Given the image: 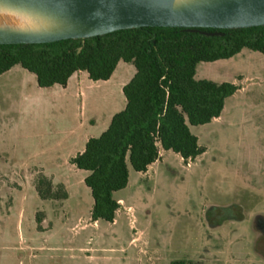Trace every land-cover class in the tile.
I'll return each instance as SVG.
<instances>
[{
    "label": "rangeland",
    "instance_id": "rangeland-1",
    "mask_svg": "<svg viewBox=\"0 0 264 264\" xmlns=\"http://www.w3.org/2000/svg\"><path fill=\"white\" fill-rule=\"evenodd\" d=\"M133 75L120 63L70 89L38 88L20 67L0 76V264H264V55L198 64L196 80L238 87L218 119L189 127L204 153L128 165L114 222L92 223L87 173L69 160L124 109L118 84ZM39 175L67 198L40 200Z\"/></svg>",
    "mask_w": 264,
    "mask_h": 264
},
{
    "label": "trees",
    "instance_id": "trees-1",
    "mask_svg": "<svg viewBox=\"0 0 264 264\" xmlns=\"http://www.w3.org/2000/svg\"><path fill=\"white\" fill-rule=\"evenodd\" d=\"M243 50L264 55V27L195 32L145 27L85 40L0 45V76L20 67L35 77L38 88H64L77 73L99 83L108 81L119 63L133 66L134 75L122 88L124 109L70 159L87 173L83 183L92 199L91 222L112 224L119 210L113 195L127 186L128 165L146 173L160 151L172 152L186 165L204 153L189 127L218 119L238 87L196 80V66L229 60ZM34 189L42 201L67 198L62 185L42 175Z\"/></svg>",
    "mask_w": 264,
    "mask_h": 264
},
{
    "label": "water",
    "instance_id": "water-1",
    "mask_svg": "<svg viewBox=\"0 0 264 264\" xmlns=\"http://www.w3.org/2000/svg\"><path fill=\"white\" fill-rule=\"evenodd\" d=\"M0 7L40 17L42 31L0 28V45L85 40L124 30H233L264 27V0H0Z\"/></svg>",
    "mask_w": 264,
    "mask_h": 264
},
{
    "label": "bare ground",
    "instance_id": "bare-ground-1",
    "mask_svg": "<svg viewBox=\"0 0 264 264\" xmlns=\"http://www.w3.org/2000/svg\"><path fill=\"white\" fill-rule=\"evenodd\" d=\"M50 24L38 16L0 7V28L12 31H42Z\"/></svg>",
    "mask_w": 264,
    "mask_h": 264
},
{
    "label": "crops",
    "instance_id": "crops-1",
    "mask_svg": "<svg viewBox=\"0 0 264 264\" xmlns=\"http://www.w3.org/2000/svg\"><path fill=\"white\" fill-rule=\"evenodd\" d=\"M120 64V63H119ZM119 64L117 65V67H116V70H117V68H118V66H119ZM14 68H16V67H14ZM14 68H12L11 70H13ZM10 70V71H11ZM116 70L114 71V73L116 72ZM10 71H8V72H10ZM8 72H6V73H4L3 75H5V74H7ZM113 73V74H114ZM112 74V75H113ZM112 77V76H111ZM111 79V78H110ZM89 81V79H88V77H87V75L85 74V73H77V74H74L70 79H69V81H68V83H67V85L64 87V88H66V89H70V88H74V87H79V86H81V85H83V84H85L86 82H88ZM128 83V81L127 82H125V81H121V82H119V84H118V87H119V89L121 90V92H122V88L126 85ZM54 87V86H53ZM58 87H60V86H58ZM62 88V87H61ZM124 107H125V100H124ZM83 150H81L79 153H81ZM162 152L163 151H160L159 152V159L162 157ZM78 153V154H79ZM180 158V157H179ZM158 161V160H157ZM156 161V162H157ZM155 162V163H156ZM69 163H70V160H69ZM154 163V164H155ZM153 164V165H154ZM152 165V166H153ZM72 166V165H71ZM152 166H150L149 168H148V170L152 167ZM73 168H75L74 166H72ZM71 167V168H72ZM87 176V174L86 175H84V177L81 179V181H83L84 180V178ZM118 201V203H119V208H121L122 206H123V202H122V200H117ZM119 211V210H118ZM117 213V212H116Z\"/></svg>",
    "mask_w": 264,
    "mask_h": 264
}]
</instances>
